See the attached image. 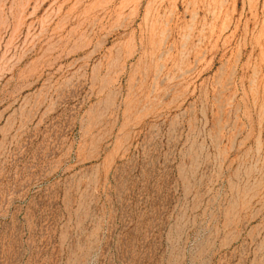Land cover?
Instances as JSON below:
<instances>
[{
    "label": "rangeland",
    "instance_id": "rangeland-1",
    "mask_svg": "<svg viewBox=\"0 0 264 264\" xmlns=\"http://www.w3.org/2000/svg\"><path fill=\"white\" fill-rule=\"evenodd\" d=\"M0 264H264V0H0Z\"/></svg>",
    "mask_w": 264,
    "mask_h": 264
}]
</instances>
